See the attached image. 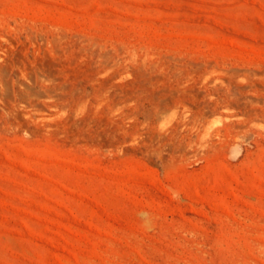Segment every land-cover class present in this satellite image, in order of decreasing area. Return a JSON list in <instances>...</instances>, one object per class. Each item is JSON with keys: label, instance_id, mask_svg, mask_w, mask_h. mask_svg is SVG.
Wrapping results in <instances>:
<instances>
[{"label": "rangeland", "instance_id": "1", "mask_svg": "<svg viewBox=\"0 0 264 264\" xmlns=\"http://www.w3.org/2000/svg\"><path fill=\"white\" fill-rule=\"evenodd\" d=\"M0 264H264V0H0Z\"/></svg>", "mask_w": 264, "mask_h": 264}]
</instances>
